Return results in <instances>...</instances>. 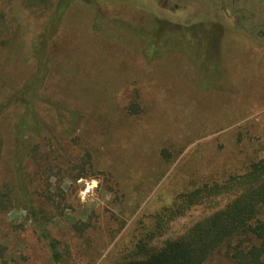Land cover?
<instances>
[{"label": "rangeland", "instance_id": "1", "mask_svg": "<svg viewBox=\"0 0 264 264\" xmlns=\"http://www.w3.org/2000/svg\"><path fill=\"white\" fill-rule=\"evenodd\" d=\"M193 1L209 12L173 21L139 0H74L51 23L58 0H0V191L7 183L14 193L12 208L0 209L8 264H51L16 186V96L33 79L42 123L25 141L22 168L59 264H119L139 222L150 228L179 194L264 157V37L248 30L264 22V2L251 7L261 19L242 29L221 12L228 1ZM203 214L193 207L151 244Z\"/></svg>", "mask_w": 264, "mask_h": 264}, {"label": "trees", "instance_id": "2", "mask_svg": "<svg viewBox=\"0 0 264 264\" xmlns=\"http://www.w3.org/2000/svg\"><path fill=\"white\" fill-rule=\"evenodd\" d=\"M73 2L74 0H58L55 12L51 14V23H57L64 13L62 11ZM42 56L43 54L41 58ZM41 85L34 79L26 82L22 85V92L16 96L24 106L20 121L14 122L12 128L18 148L14 161L17 164L16 178L20 181L18 184L16 182V186L18 185V192L23 196L20 200L29 203L32 220L48 246L51 264H59L62 260L59 242L45 228L44 224L49 220L42 217L43 213L38 216V212L34 210L22 168L27 153L25 141L39 135L42 123L33 107L41 99L37 92ZM78 122L79 115H73L67 122V129L77 126ZM1 161L2 158L0 165ZM9 187V184L4 183L2 188L6 191H0L1 210L12 208L14 193ZM166 205L152 216L155 223L150 228L146 229L139 222V240L133 248L118 252L119 264H264V157L251 159L240 174L233 172L218 179L211 178L197 188L179 194ZM197 206L203 207V216L190 222L182 235L168 238L157 246L151 244L169 222L184 216ZM5 249L0 244L2 264H8L4 260ZM64 250L68 252V246Z\"/></svg>", "mask_w": 264, "mask_h": 264}, {"label": "flooded vegetation", "instance_id": "3", "mask_svg": "<svg viewBox=\"0 0 264 264\" xmlns=\"http://www.w3.org/2000/svg\"><path fill=\"white\" fill-rule=\"evenodd\" d=\"M220 1H228L230 9L222 8L221 12H231L232 15V25L238 28L243 29V22H251L255 21L258 16L251 12L254 11L252 4L258 3V1L264 2V0H220ZM150 7L152 12H155L157 15H161L163 17H167L173 19V21L180 18V14L177 12H187V16L196 12H209L205 9L204 4H201L199 1L193 0H139V6ZM246 6V7H245ZM141 12L143 11L139 8ZM211 12H215L212 10ZM218 12V11H216ZM264 12V11H259ZM198 15V13L196 14ZM264 16V15H263ZM182 25V24H179ZM183 29V26H178ZM260 27V31H258L259 35L264 37V22L262 24H253L248 30H255ZM184 30V29H183Z\"/></svg>", "mask_w": 264, "mask_h": 264}]
</instances>
